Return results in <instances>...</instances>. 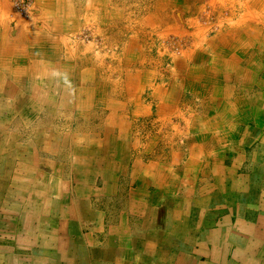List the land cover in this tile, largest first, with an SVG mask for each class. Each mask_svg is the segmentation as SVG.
<instances>
[{"label": "crops", "instance_id": "0c3cea01", "mask_svg": "<svg viewBox=\"0 0 264 264\" xmlns=\"http://www.w3.org/2000/svg\"><path fill=\"white\" fill-rule=\"evenodd\" d=\"M0 264H264V0H0Z\"/></svg>", "mask_w": 264, "mask_h": 264}, {"label": "rangeland", "instance_id": "374dc122", "mask_svg": "<svg viewBox=\"0 0 264 264\" xmlns=\"http://www.w3.org/2000/svg\"><path fill=\"white\" fill-rule=\"evenodd\" d=\"M33 1V0H32ZM11 2V0H10ZM12 3V2H11ZM32 3V2H31ZM13 6V5H12ZM30 6V5H29ZM28 6V7H29ZM14 9V8H13ZM15 11V10H14ZM19 14V13H18ZM26 14V13H25ZM23 14V15H25ZM21 15V14H20ZM212 17V15H210ZM209 19V24H210V30L213 31V30H216L217 28V20L215 19V16H213L212 18H208ZM167 45H168V48L170 49L172 47V51H174V53H177L179 54L180 51H181V47H182V43L183 41H179L178 39L176 40L175 38L174 39H170V40H167L166 41ZM170 44H172V46L170 47Z\"/></svg>", "mask_w": 264, "mask_h": 264}, {"label": "built area", "instance_id": "2783aa9c", "mask_svg": "<svg viewBox=\"0 0 264 264\" xmlns=\"http://www.w3.org/2000/svg\"><path fill=\"white\" fill-rule=\"evenodd\" d=\"M15 12L23 15L27 12L32 0H11Z\"/></svg>", "mask_w": 264, "mask_h": 264}, {"label": "bare ground", "instance_id": "6f19581e", "mask_svg": "<svg viewBox=\"0 0 264 264\" xmlns=\"http://www.w3.org/2000/svg\"><path fill=\"white\" fill-rule=\"evenodd\" d=\"M159 1V0H158ZM161 4V3H160ZM159 4V5H160ZM246 4V3H245ZM165 5V4H164ZM160 7V6H159ZM165 7V6H164ZM154 9H156V8H154ZM148 10V9H147ZM151 10H152V8H151ZM171 16V15H170ZM171 19V18H170ZM168 20V19H167ZM192 21V20H191ZM188 22H189V19H188ZM190 24V23H189ZM213 153V152H212ZM214 250V249H213Z\"/></svg>", "mask_w": 264, "mask_h": 264}]
</instances>
